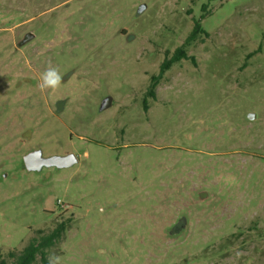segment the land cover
<instances>
[{"label":"rangeland","instance_id":"rangeland-1","mask_svg":"<svg viewBox=\"0 0 264 264\" xmlns=\"http://www.w3.org/2000/svg\"><path fill=\"white\" fill-rule=\"evenodd\" d=\"M62 223L48 264H264V0H0V263Z\"/></svg>","mask_w":264,"mask_h":264},{"label":"trees","instance_id":"trees-1","mask_svg":"<svg viewBox=\"0 0 264 264\" xmlns=\"http://www.w3.org/2000/svg\"><path fill=\"white\" fill-rule=\"evenodd\" d=\"M203 19V18H202ZM202 19L198 20L196 22L195 28L191 35L188 37L186 44L191 43L196 38L197 34L199 33H205L202 29ZM188 59L187 53L185 51V46H182L181 48L177 49L172 57L166 58V60L162 63L160 69L161 74L154 78L152 81V86L149 90V96L154 97L155 96V87L157 85V81L161 76L168 70L171 69V67L180 61ZM67 230L66 224L62 223L58 225V227L51 232L49 235L41 236L40 238H34L30 241V243L18 254L16 253H10V257L15 259L12 264H37L38 257H41L44 264L47 263V255L48 250L51 249L54 245H56L63 237V234ZM0 264H6L5 261H2Z\"/></svg>","mask_w":264,"mask_h":264},{"label":"water","instance_id":"water-1","mask_svg":"<svg viewBox=\"0 0 264 264\" xmlns=\"http://www.w3.org/2000/svg\"><path fill=\"white\" fill-rule=\"evenodd\" d=\"M146 9V6L143 5L139 8V13L141 14ZM112 99L107 98L102 104L101 110H106L108 106L111 105ZM77 158L75 155L70 154L67 156H52V157H44L42 151L37 150L32 152L31 154L24 157V165L26 169L30 172L41 171L43 168H68L73 166L77 162Z\"/></svg>","mask_w":264,"mask_h":264},{"label":"clouds","instance_id":"clouds-1","mask_svg":"<svg viewBox=\"0 0 264 264\" xmlns=\"http://www.w3.org/2000/svg\"><path fill=\"white\" fill-rule=\"evenodd\" d=\"M62 76L58 72L57 69L49 67L41 76V82L38 87L41 91H45L47 89H56L59 87ZM58 258H50V264H53V260Z\"/></svg>","mask_w":264,"mask_h":264}]
</instances>
